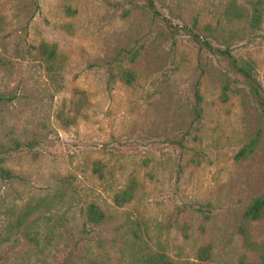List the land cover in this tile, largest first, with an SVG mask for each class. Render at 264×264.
Listing matches in <instances>:
<instances>
[{
  "label": "rangeland",
  "instance_id": "rangeland-1",
  "mask_svg": "<svg viewBox=\"0 0 264 264\" xmlns=\"http://www.w3.org/2000/svg\"><path fill=\"white\" fill-rule=\"evenodd\" d=\"M229 1L36 0L33 9L0 0V168L11 175L0 178V264L256 258L235 223L264 193V135L246 159L233 155L262 125L241 79L214 50L228 46L250 62L264 92V0L253 33L224 21ZM198 32L211 50L193 41ZM40 43L61 57L56 82L32 57ZM115 54L135 73L130 86L106 83L105 61ZM130 177L135 196L115 207L111 198ZM89 203L105 213L102 224L85 221ZM250 235L264 244V218ZM206 245L209 259L200 261Z\"/></svg>",
  "mask_w": 264,
  "mask_h": 264
},
{
  "label": "trees",
  "instance_id": "trees-1",
  "mask_svg": "<svg viewBox=\"0 0 264 264\" xmlns=\"http://www.w3.org/2000/svg\"><path fill=\"white\" fill-rule=\"evenodd\" d=\"M27 6L36 9V0H26ZM26 6V7H27ZM261 14H262V2L261 0H250L246 5H241L235 2V0H230L224 5L222 9V17L224 21L228 24H243L249 32L253 33L260 29L261 24ZM203 31L215 32V28H210L209 26H204L201 29ZM199 33V34H198ZM194 34L193 41L206 49L211 50V46L207 40H201V34L198 32ZM209 33V35H211ZM212 37V36H208ZM33 59L37 60L42 64L43 70L46 77L51 83L56 82L57 71L60 68L58 64L60 63L61 57L57 53L53 45H47L40 43L37 46H32ZM223 60L226 62L228 71L238 76L241 79L242 84L246 87L248 96L251 98L253 103L256 105L258 110V117L262 127L256 131L253 138H251L247 143H244L238 148L236 153L233 155L234 161H240L246 159L250 156L257 145L261 141V137L264 135V92L261 88L259 81L256 78V73L254 67L250 62L242 58H235L231 55L228 50V46H224L223 49L216 48L214 50ZM135 52L131 53L128 57L129 61L134 60ZM106 70V83L111 85L115 82H119L122 85L130 86L136 79L135 73L122 65V57L115 54L110 60L105 61ZM229 83L226 81L222 86V96H225ZM192 95L194 102L191 107V115L194 121L200 118L201 108H200V94L198 90V82L192 85ZM14 146L17 147L18 143L14 142ZM92 173H94L98 179L102 178V171L98 167V162H93ZM11 175L8 171L0 168V178L7 179ZM137 191V181L130 177L127 179L122 188L116 191L112 198V204L115 207H122L123 205L131 202ZM83 217L85 221L91 225L102 224L106 220L105 213L99 208L95 203H89L85 206L83 210ZM264 218V193L259 194L249 200L245 205L241 214L235 223V232L241 239V245L245 252H250L256 255L255 259L247 258L245 254L241 255L237 264H264V244L257 243L251 239L250 235V224L253 222L261 221ZM196 257L200 261H207L209 259V246H203L197 250ZM148 261L153 259L148 256ZM159 264H173L164 258L153 259ZM86 264H98L95 261H89ZM154 264V263H153Z\"/></svg>",
  "mask_w": 264,
  "mask_h": 264
}]
</instances>
